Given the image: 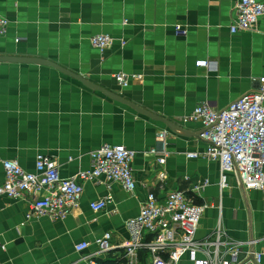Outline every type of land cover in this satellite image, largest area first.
Instances as JSON below:
<instances>
[{"label":"crops","instance_id":"1","mask_svg":"<svg viewBox=\"0 0 264 264\" xmlns=\"http://www.w3.org/2000/svg\"><path fill=\"white\" fill-rule=\"evenodd\" d=\"M236 1L0 0V16L8 20L0 55L53 61L197 133L199 122L182 120L198 104L225 108L264 77V15L253 30L231 33ZM175 25L186 34L176 35ZM98 34L114 40L103 52L89 41ZM198 60L212 67H198ZM116 74L126 76V86ZM106 144L136 152L135 190L128 193L104 177L83 180L79 204L63 220L28 217L29 195L0 196V264H87L85 255L96 252L94 240L104 232L111 233L112 249L98 256L103 263L150 264L146 249L127 262L125 221L138 214L148 192L158 199L171 190L191 194L204 180L209 183L197 201L207 207L196 237L208 236L220 221L230 238L243 243L240 264H256L251 247L261 254L257 264H264V190H244L230 179L220 194L217 162L186 156L203 152L200 137L177 135L51 66L0 62V183L3 160L33 172L37 154L54 159L62 178L77 177L90 168V152ZM161 168L163 180L157 177ZM106 196L105 209L94 212L90 202ZM83 241L88 248L76 252ZM178 264L192 262L183 256Z\"/></svg>","mask_w":264,"mask_h":264},{"label":"built area","instance_id":"2","mask_svg":"<svg viewBox=\"0 0 264 264\" xmlns=\"http://www.w3.org/2000/svg\"><path fill=\"white\" fill-rule=\"evenodd\" d=\"M235 18L229 25L231 33L253 30L258 19L264 15V0H237L234 5ZM8 20L0 16V34L6 32ZM178 36L186 30L174 26ZM90 44L100 52L110 48L113 38L98 34L90 38ZM125 41L121 40V46ZM198 67L210 68L208 60L195 62ZM121 85H127L123 74L114 75ZM259 88L247 92L222 109H214L207 103L198 104L183 118V122L201 124L200 139L205 147L201 154L187 153L188 157H204L217 162L219 177L217 185L221 194L231 180L244 190H264V77L259 80ZM166 130L159 133L163 139ZM150 152H155L154 149ZM134 150L122 144H106L90 152V168L77 177L62 178L57 162L44 154H37L35 171L24 170L15 160H3V181L0 196L21 198L30 196L28 217L45 216L51 220H63L77 208L82 192L83 180L104 177L107 181L118 182L122 188L132 193L136 180L132 170ZM165 163V155L157 158L158 166ZM157 177H166L164 169H159ZM78 178L80 180H78ZM204 180L194 185L191 194L171 190L163 199L148 192L136 216L125 221L128 237L123 243L124 256L131 263L138 253L146 249L150 264H178L183 256H188L192 264H240L238 254L242 242L234 240L222 228L220 221L206 237L197 238L196 232L207 204L198 202L200 190L208 185ZM111 200L106 196L91 201L94 212L105 209ZM111 233L104 232L94 240L96 252L85 255L87 264H105L98 259L107 254L112 245ZM249 247L254 241L246 242ZM88 242L74 246L76 252H83ZM248 247V248H249ZM257 264L261 254L251 247ZM118 264V263H110Z\"/></svg>","mask_w":264,"mask_h":264},{"label":"water","instance_id":"3","mask_svg":"<svg viewBox=\"0 0 264 264\" xmlns=\"http://www.w3.org/2000/svg\"><path fill=\"white\" fill-rule=\"evenodd\" d=\"M0 62H10V63H21V64H36V65H47V66H51L52 68H55L56 70L60 71L61 73L74 78L76 80H78L81 84H83L85 87L91 89V90H96L101 92L102 94H104L105 96H107L108 98L117 101L119 103L122 104H126L128 106H130L131 108H133L134 110H136L139 113H142L146 116H148L149 118H151L154 121H159L161 123H163L170 131L174 132L177 135H181V136H194V137H200V133L202 130H200L197 133L194 132H190L187 129L183 128L180 125L175 124L174 122H171L169 120H166L160 116H157L139 106H137L136 104L130 102L129 100H127L126 98H124L123 96L116 94L108 89L103 88L102 86L96 84L95 82L88 80L82 76H79L78 74L67 70L66 68L60 66L59 64L50 61V60H46L43 58H37V57H24V56H8V55H0ZM260 85V84H259ZM259 88V86L257 87Z\"/></svg>","mask_w":264,"mask_h":264}]
</instances>
